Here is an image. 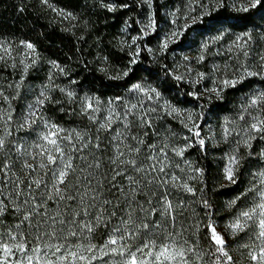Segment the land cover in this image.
<instances>
[{
	"label": "snow or ice",
	"instance_id": "6c2138e0",
	"mask_svg": "<svg viewBox=\"0 0 264 264\" xmlns=\"http://www.w3.org/2000/svg\"><path fill=\"white\" fill-rule=\"evenodd\" d=\"M10 8L85 75L0 32V264H264V0Z\"/></svg>",
	"mask_w": 264,
	"mask_h": 264
},
{
	"label": "trees",
	"instance_id": "16d2710c",
	"mask_svg": "<svg viewBox=\"0 0 264 264\" xmlns=\"http://www.w3.org/2000/svg\"><path fill=\"white\" fill-rule=\"evenodd\" d=\"M13 2V0H0V32L4 33H14L19 36L23 37H31L34 40H37L40 48L42 51H46L47 55L58 57L61 59L63 63L70 64L74 69H76L77 72L80 73L81 76L85 75V73L73 62V60L67 59V53L69 52V48L71 45H68V39L65 37L64 42L61 43V40L59 37V31L57 29V39H55L53 45L51 48L48 47V42L43 40L42 37L38 36V33L43 30V28L40 27V25L46 24V19H41L39 21L36 20L35 14H30L26 19H18L17 14L11 10L10 4ZM61 4H67L68 0H58ZM76 0H73V3H75ZM80 3H84L85 0H79ZM130 3L133 2V0H129ZM33 3H38V0H33ZM87 3L89 4L88 11L94 12L95 9L91 8L92 0H87ZM7 9V10H6ZM139 12V9H136V12H127L125 11V18L127 16H132L133 20L136 19V13ZM92 20L97 25L99 31L95 32L93 34H90L88 37V43L84 44L83 47L85 49H89V45H91L95 39L96 35L103 36L104 39V45L103 47L107 48L108 41L112 38V35L115 34L119 28L123 27L122 19L120 18L119 14H105L103 12H100L98 15H93ZM36 22L35 30L33 29V22ZM137 25H133V30L137 28ZM67 45V46H66ZM92 51V54H95V49H90ZM86 56L88 59H91L90 55ZM47 72V66L44 65L40 69L34 71L30 75V79L39 82L42 80ZM99 75V74H97ZM88 79L91 80L92 76L89 75ZM102 79V78H101ZM100 80L96 81V87L100 88ZM105 84H107V81H104ZM102 91L112 92L116 91V89L108 88V89H101ZM209 164L211 165L209 168L210 172L214 171V164H212V161H209ZM221 201L225 199V197L220 198Z\"/></svg>",
	"mask_w": 264,
	"mask_h": 264
}]
</instances>
